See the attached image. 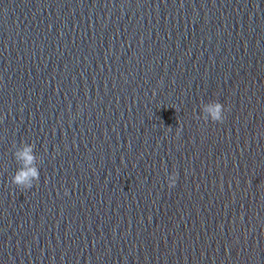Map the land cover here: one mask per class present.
I'll return each mask as SVG.
<instances>
[{"label":"clouds","instance_id":"obj_1","mask_svg":"<svg viewBox=\"0 0 264 264\" xmlns=\"http://www.w3.org/2000/svg\"><path fill=\"white\" fill-rule=\"evenodd\" d=\"M224 105L214 101L205 106L204 111L209 113L206 119H211L214 122H222L224 119ZM15 159L20 164L19 169L12 178V182L22 188L28 189L33 186L35 181L39 180L40 172L36 166V155L34 154V146L24 144L21 148L15 151ZM176 176L173 175L170 179V187L176 183Z\"/></svg>","mask_w":264,"mask_h":264}]
</instances>
